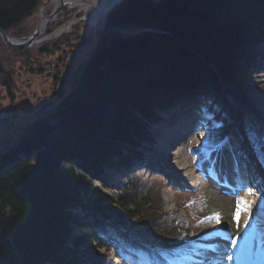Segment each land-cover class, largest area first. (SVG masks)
<instances>
[{
    "label": "trees",
    "instance_id": "trees-1",
    "mask_svg": "<svg viewBox=\"0 0 264 264\" xmlns=\"http://www.w3.org/2000/svg\"><path fill=\"white\" fill-rule=\"evenodd\" d=\"M38 5L0 0V28L19 25ZM115 29L136 33L124 37ZM258 42H264V0H128L115 10L66 105L28 128L22 143L37 144L38 154L0 173V264H104L99 249L110 247L124 258L127 242L100 220L72 236L80 224L75 210L127 227L124 215L102 203L107 196L93 198L83 188L86 176L95 178L138 142L151 141L157 111L181 97L245 85L253 52L247 47ZM67 157L77 158V169L60 167ZM160 191L153 187L127 210L143 228L160 220L159 212L150 219L147 207ZM188 234L166 229L159 237L177 249Z\"/></svg>",
    "mask_w": 264,
    "mask_h": 264
},
{
    "label": "rangeland",
    "instance_id": "rangeland-1",
    "mask_svg": "<svg viewBox=\"0 0 264 264\" xmlns=\"http://www.w3.org/2000/svg\"><path fill=\"white\" fill-rule=\"evenodd\" d=\"M49 1L50 0H39L38 6L42 7L44 3H49ZM126 1L128 0H124L121 4H118L107 18H100V20L95 24L93 22L91 27H89V21L86 22L87 14L78 7L76 8L70 4L63 7V11L66 12L64 18L67 20H72L74 18V20L79 21L71 33H80V30L82 29H90L97 32V38H99L102 33L104 34V32H107L106 25L109 17H111L112 13L121 7ZM44 6L45 5H43V7ZM39 9L40 8L37 7L35 12H33L31 16L25 18L19 25L6 30L11 32L13 31V33H15L17 29L27 25L26 31L30 33L35 26V19L39 18ZM34 31L35 30H33L32 34ZM99 33L101 35H99ZM124 34L126 37H129L132 33L124 31ZM98 43L97 40L94 42L85 60L92 58ZM257 44L254 57L256 59L259 56V58L254 60V63H251L249 69H252L246 76L245 85L232 84V82H229L221 87V93L223 92L224 96L217 92L219 97H223L227 101L219 104L221 108L224 109L220 110V112H213L215 105H212L211 109H209V106H207L208 103L206 106L204 105V107L197 106L195 108L196 110L198 109L197 112L199 116L200 114H204L205 118L207 117V120L201 122L203 124L198 126L200 134L196 133L192 136L193 143L189 150L188 148L186 150H181L179 148L171 150L165 148V146L161 147V137L159 138L156 133V128L163 123L161 122L149 130L153 140L148 141L147 143L138 142L129 149L130 151H127L125 154L123 153V158H116L119 161H124V159L127 160L129 158L134 160L135 156L139 155L137 152L146 150L154 158H151L152 156L148 157V155H145V159L149 158L151 162L159 164L162 169L170 170L173 166H175L173 164H175L174 162H176V160L184 163L183 161L193 159L195 161L193 166L191 165V167L189 169L187 168L185 171L171 173L170 175L167 173L165 174V172H161V175L146 167L130 174H125L126 172L124 169L128 165H122L123 163L121 164L120 162V166L117 168L115 166L108 167V170H106L105 165L103 164L104 166L102 167L104 174L101 175L100 178L95 177L92 179L89 175L86 176L87 180L83 188L88 192V194L93 198H96L98 195L107 196L109 198L108 200L101 198L102 203L108 205L114 212L124 215L128 221L130 230L120 229L118 230V234L124 236L130 241L138 242L154 252L162 251L168 258L170 264H198L197 260H199L200 257L206 256L207 253L211 252L210 248L207 249L208 247L204 244H192V246H194L192 248L186 245L187 243H191L189 239L194 241L195 236L200 235L202 230L207 233L212 231L211 235L204 233V235L208 236L207 239L209 243H212L215 233H217V236L224 235L231 238L235 237V239L241 241L237 244L238 250L240 251V259L238 258L239 261L237 264H249V262L245 260L246 257L248 259L245 240L250 227L254 225L258 226L263 235L264 244V224L258 223V219L264 215V181H262L258 186L248 187L246 193L251 192L256 195L251 201H248L246 196L243 195L245 194L244 191L239 195L233 193L234 191L226 185L219 183V181H223L226 184L228 181H232L230 178L226 179V176L222 174L221 167L229 168L234 174H236L237 169H241V167L244 166V163H242V160L244 159H241V157L246 154L251 156V162H255L257 165H260L259 163L264 164V52L260 49L262 45L261 42H258ZM5 50L6 49L1 46L0 70L3 68L2 58L5 57ZM7 63L10 65V69L15 68L16 70H20L22 66L21 64L17 65V62ZM209 66L210 65H208V67ZM259 75L263 78L259 79ZM255 77L259 80L258 82H255ZM25 80L26 78H23V82L18 81V87L20 89L25 88ZM3 81H5V79H0V90H2L1 88L5 85ZM38 81L40 86H36L37 91L35 92L28 90L26 91V94L23 95L18 91L14 90L15 93L12 91L15 96L17 95L14 104L17 115L15 122L12 123L10 127L6 126L5 123L4 126L3 124L0 125V154L8 152L10 147L15 148L18 144L20 145L24 136L27 135L28 128L35 124L33 121L39 119L42 114H44L43 117H45L47 114L49 116L57 111V109L70 98L69 94L71 95L72 92H74V89L76 90L78 87V83L77 86L75 84L69 85V80L67 81V79L56 80L48 84L45 81V77L40 76ZM34 85H36L35 82ZM57 90L60 91L62 95L54 97L53 100L55 101L52 100L51 105H48L47 107V114L46 112L38 114L41 97L49 99V97L53 95V93L57 92ZM34 93L37 94V97H35ZM6 95L7 93L1 92L0 101L6 103L7 106L10 105L9 102H11L12 99L6 98ZM30 96H33L35 100H33ZM197 98L198 97H196V99ZM208 99L215 100L212 97L207 98L206 100ZM41 100L43 101L44 99ZM31 102L34 105L33 107L30 106ZM65 105L66 104H64L63 107ZM232 111L236 112L237 119L232 115ZM237 112H240V114H237ZM250 112H252L253 115H251ZM224 114L225 117H223ZM18 123L20 124L19 127ZM234 129L237 130L235 131ZM55 134H52L49 138L54 137ZM238 136H243L244 139L239 141L237 138ZM248 142H251V144L249 145ZM237 144H239L242 149L239 148L238 150ZM167 150H169L168 157L166 159L167 162L163 164L164 157L166 156L165 151ZM214 151L218 152L214 153ZM36 154H38L37 151L33 152V154H31L28 158L22 160L23 162L21 163L23 164L24 162L33 159ZM140 158H142V156ZM71 163H73L75 167L70 165ZM186 164L188 163H185V165ZM16 165L18 164L15 161L6 166V168L0 169V173L12 169ZM60 167L62 169H77L78 166L72 158L67 157L64 160H61ZM172 170L175 169L172 168ZM191 173H194L197 177L196 180L198 185L195 189H189L183 184V179L184 182H188L190 177L187 175H190ZM80 174L86 175L87 170H81ZM165 175L167 178H165ZM153 187L159 189L161 188L162 191H160L157 196L154 195V198L152 197L154 204L151 207L147 206L149 207V210H147L151 213L150 219H154L156 217V213L158 212V215L160 216L161 214V216L155 228L148 226L143 228L140 223L134 221L127 214V210L131 205L141 204V199L145 197L150 190L152 191ZM217 200L228 201L227 209H223V207L219 209ZM159 207L160 211L158 209ZM237 210H239L238 220L236 218ZM74 212V217L80 219L81 222L84 220H90L93 222L95 220V216L91 215L89 211L77 210ZM247 212H250L248 218H246ZM258 212H261L262 214H256ZM217 216L219 218H217ZM226 216L227 221L225 220ZM243 220L248 221V227L241 228L237 226V223ZM110 224L113 225V222H110ZM176 228H181V231L187 230L188 228L189 242L178 246L176 251L172 248L171 250H164L162 248V239L159 236L163 235L166 229L172 230ZM233 228L236 231H234ZM81 229L74 230V234L78 236L81 233ZM222 243H227L226 245L231 244L228 240H221L220 245ZM262 247L263 251L260 252L259 256L261 258L262 255L263 258H261V262H259L260 264H264V245H262ZM224 250L226 254L229 255L226 259V261L229 262L228 264H236L235 259L237 256H235V252H233L231 248H226ZM100 251L108 256L106 264H108L110 259H113L115 256L113 251H109L106 248H101ZM128 264L154 263L151 259L142 257L136 258L133 257V255H130L128 258ZM216 264L227 263L224 262ZM250 264L256 263L252 260Z\"/></svg>",
    "mask_w": 264,
    "mask_h": 264
},
{
    "label": "flooded vegetation",
    "instance_id": "flooded-vegetation-1",
    "mask_svg": "<svg viewBox=\"0 0 264 264\" xmlns=\"http://www.w3.org/2000/svg\"><path fill=\"white\" fill-rule=\"evenodd\" d=\"M53 2V0H50L49 3L43 4L45 5L44 7L43 5L42 7L38 6V8H40L38 11L39 18L35 19V26L30 33L26 31L27 25L17 29L15 33L5 29L4 31L11 39L24 41L32 34L33 30L37 28L43 18H48V22H50V17L57 7ZM65 14L66 12H64L62 8L51 20V27L48 25L46 31L38 37L37 41L31 47L19 48L8 46L0 38V48L3 46L6 49V53L4 54L5 57L2 58L3 68L0 70V79H5V81H3L5 85L1 88L2 90H0V93H7L6 98L12 99L11 102H9L10 105L7 106L6 103L0 101V116L2 115L0 118V125L3 124L4 126L5 123L6 126L10 127L11 124L15 122L17 111L15 110L14 104L17 95L15 96L13 94L14 90L23 95H25L28 90L33 92L37 91V87L40 86L38 81L40 76L45 77V81L48 84L56 80L67 79V81L69 80V85L75 84L77 86L78 80L80 79L79 77H81L88 61L91 59L85 60V58H87L86 56L90 52L91 46H93L96 40L98 41V38L97 32L90 29H82L80 33H71L79 21L74 20V18L72 20H67L64 18ZM71 21H77V23L72 24L70 30L65 28L61 33H57ZM91 26L92 24L90 23L89 27ZM99 35L101 34L99 33ZM7 62H17V65L21 64L22 66L20 70H16L15 68L10 69V65ZM23 78H26L24 82L25 88L20 89L18 87V81L23 82ZM34 82L36 85H34ZM59 95H62V93L57 90L49 99L39 96L44 100L42 101L40 99L38 114H42L43 112L47 114L48 105H51L54 97ZM30 97L35 100L33 96ZM35 97H37V94H35ZM30 106H34L32 102ZM43 115L44 114H42L39 119L34 120L33 123L48 118V114L45 117H43ZM19 126L20 124L18 123V127Z\"/></svg>",
    "mask_w": 264,
    "mask_h": 264
},
{
    "label": "bare ground",
    "instance_id": "bare-ground-1",
    "mask_svg": "<svg viewBox=\"0 0 264 264\" xmlns=\"http://www.w3.org/2000/svg\"><path fill=\"white\" fill-rule=\"evenodd\" d=\"M78 1L79 0H67V3L72 5V6H76L78 4ZM91 1L94 2V0H91ZM53 3H54V5L55 4L57 5V1L54 0ZM104 5L106 6V4H103L101 6L99 5L98 7H94V9L92 7L91 10L90 9L83 10L87 14L86 18L87 19H92V16H93V17H96L98 19V17L101 14L102 7L104 9ZM48 21H49V19L46 18V17L42 19V28L44 29V32L46 31L48 25H49V27H51V25H50L51 21L50 22H48ZM76 23H77V21H73V22L71 21L68 25H65V27L61 28V30H59L57 33H61L65 28L67 30H70L71 29V25L72 24H76ZM119 30H122V29H119ZM129 32H131L133 34L136 33L135 30H132V31H129ZM256 48L257 47L255 45H249V47H247V49H249L250 51H253V52L250 55L251 56L250 60H248V62H245V64L249 63V65H251V63H254L253 62V60H254V52L256 51ZM249 65L247 66V72H250V70L252 69V68L249 69L250 68ZM260 73H262V72H260ZM259 77H260L259 79L263 78L260 75H259ZM254 79H255V82L259 81V80L256 79V77ZM196 97H199V93L190 95V98H196ZM190 98L188 97V99L186 101H184V102H183V100L182 101H177L179 107L183 108L184 110L186 108V105L188 104V109L186 110V114L188 116V118H187L188 120L186 119L187 122H186V120L185 121L179 120L180 117H178L177 114H176L177 110L170 112L169 108L165 107V109L157 111L158 114H162V116H163L162 118L166 119V120L163 121L162 124H160L159 127L156 128L157 135L159 136V138L161 137L160 138L161 147L170 145L171 147H169V149H172L174 147V145L176 144V140L179 141V140L183 139L184 137L185 138L183 140H181L179 145H177V149L179 148L181 150L182 149L186 150L188 148V150H189L192 147V143H193L192 136L195 135L197 128L195 126V128L192 130V132L190 134L188 133V130H189V125L190 124H192V123L196 124V122L198 121L199 115L195 114L193 109H194L195 100H199V98H197L195 100L190 99ZM208 100H210V99H208ZM201 101H205V100H201ZM215 102H218V104H222V103H225L227 101L225 99H219V100L215 99ZM232 115L235 116L234 113H232ZM164 123H166V124H164ZM170 123H172L174 125L175 124H179V126H181V127L177 126L175 128V126H174V128H173V126H172V128H173L172 129L171 126H170ZM198 134H200V133H198ZM240 147L241 146L239 144H237L238 150H239ZM240 149H242V148H240ZM36 151H37V149L34 150V152H36ZM24 152H25L24 150L21 151L22 154H24ZM165 152H166L165 153L166 156L164 157L163 164L167 162L166 159L168 157L169 150L165 151ZM172 156H173V154H172ZM250 160H251V156L250 155L248 156V154H247V155H245V159L242 160V163H244L246 166L251 168L250 171L252 172V175H251L250 180L252 182L255 181V183L258 184V183H260L262 177H259L260 176L259 169L257 168L256 164H253ZM115 161H116L115 167L117 168L119 166V162L120 161H117V160H115ZM183 162L184 163H181V162H178L176 160V162H174L175 164H173L175 166L172 167L175 170H172V168H171L167 173L168 174H170L171 172L179 173L181 171H185L187 168L189 169L191 167V165L193 166L195 164V161L193 159H189L188 161H183ZM185 163H188V164L185 165ZM4 168H6V167H3V169ZM226 169H227V171H225V173H226L225 175L227 177H229V178H232L233 177V171L230 170L229 168H226ZM101 175H102V172H99L95 176L97 178H100ZM236 175H238L240 178L244 177L245 176V171H241V172L237 171ZM187 176L190 177V179H188V182H184V179H183L184 186H186L189 189H195V187H197V185H198V182L196 180L197 177L195 176L194 173H191L190 175H187ZM241 184H234L233 183L234 191L237 192V194L240 195V192L245 190V194H243V195L246 196L248 201H251L252 198L254 196H256V195H254V193H251V192H247L246 193L247 187L245 185V182L242 181ZM207 194H208V192H207ZM217 202L219 204V206H218L219 209H221L222 207H223V209H227L228 201L217 200ZM249 214H250V212H247L246 218L249 217ZM225 218H226L225 220L227 221V216ZM247 222H248L247 220H243L241 222H238L237 226H239L241 228H243V227L246 228V227L249 226V224ZM234 227H235V225H234ZM234 231H236V230L234 229ZM225 238H226V240H230V242H232L233 244L226 245L227 243H224V244L222 243L220 245V240L221 239H225ZM233 238H235V237H233ZM252 241H255V240L253 238L251 239V242H250L251 245H253ZM236 244H238V241H236L235 239L228 238L226 236H223V237L214 236L213 243L210 244V246L212 245L211 252L207 253L206 256L200 257V259L197 260L198 264H216V263H224V262H226L228 264L229 262H227L226 259L229 257V255H227L225 250H223L222 248H231V250L234 252V250H238V248H236V246H235ZM238 254H239V252L236 255L237 256V258L235 259L236 264L239 261ZM117 262H119V261L116 258L113 257V259H110L108 264H121V263H117Z\"/></svg>",
    "mask_w": 264,
    "mask_h": 264
},
{
    "label": "water",
    "instance_id": "water-1",
    "mask_svg": "<svg viewBox=\"0 0 264 264\" xmlns=\"http://www.w3.org/2000/svg\"><path fill=\"white\" fill-rule=\"evenodd\" d=\"M55 1H57V7H56L54 13L51 15L50 21L54 18V16H56L61 11V9L63 7H65L68 4L67 3V0H55ZM123 1L124 0H94V2H92L91 0H79L78 1V4L76 6H74V7H78L81 10H85V9H90L91 10L92 7L94 9V7H98L99 5L101 6L103 4H106V6L104 5V9L102 7V11H101V14L98 17V19L96 17H93V16H92V19H87L86 18L87 19L86 22L89 21V24L94 22V24H95L96 22H98L100 20V18H107L108 15L111 13V11H113L114 8L118 4H121ZM150 1H154L156 3H160L163 0H150ZM124 31L125 30L115 29V33L116 34L118 32V35H121V36L126 37L125 34H124ZM43 32H44V29L42 28V21H41L39 23V25L37 26V28L35 29L34 33L31 36H29L28 38H26L24 41H16L15 39H11L7 35V33L3 29H1V28H0V38L8 46L19 47V48H26V47H31L37 41L38 37L43 34ZM131 35H134V34L132 33ZM98 42L99 41H97V43ZM97 47H96L95 51L97 50ZM95 51H94V53H95ZM92 57H93V55H92ZM91 59L88 61V63L91 61ZM88 63H87V65H88ZM79 78H81V77H79ZM179 108H180L179 105H177V107L175 109V111L177 110L176 111V114L179 113V112L186 113V110L187 109L183 110V108H181V109H179ZM1 116H0V118H1ZM34 146H37V144H34L33 142L24 144L21 141L20 145L18 144V146H16L15 148H13L14 150H10L8 152H12L11 154L16 155L18 152H20V151H22V150H24L26 148L34 147ZM4 154L5 153L0 154V161H3L5 159L6 156ZM71 213L74 214V212H71ZM85 222L86 223H89L90 221H85Z\"/></svg>",
    "mask_w": 264,
    "mask_h": 264
},
{
    "label": "snow or ice",
    "instance_id": "snow-or-ice-1",
    "mask_svg": "<svg viewBox=\"0 0 264 264\" xmlns=\"http://www.w3.org/2000/svg\"><path fill=\"white\" fill-rule=\"evenodd\" d=\"M238 215H239V210H237V213H236L237 220H238ZM217 218H219V217L217 216Z\"/></svg>",
    "mask_w": 264,
    "mask_h": 264
}]
</instances>
